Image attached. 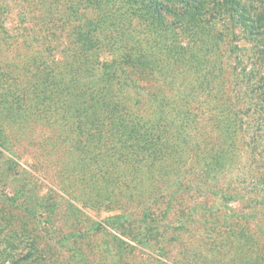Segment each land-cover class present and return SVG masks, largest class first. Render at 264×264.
I'll list each match as a JSON object with an SVG mask.
<instances>
[{"label":"trees","instance_id":"1","mask_svg":"<svg viewBox=\"0 0 264 264\" xmlns=\"http://www.w3.org/2000/svg\"><path fill=\"white\" fill-rule=\"evenodd\" d=\"M49 1L36 0L31 8H19L20 23L25 20L28 24L18 26L16 37L10 29L7 33L1 21L12 6L0 4L4 45L19 49L22 43L27 49L23 55L14 48L17 61L0 63V117L13 111L23 117L27 111L48 113L56 108L63 110L59 118H63L66 126L69 119L65 109L74 105L80 120L94 117V124L84 134L95 139L98 148L101 143L102 148L111 151L106 157L118 153L113 141L108 140L114 132H121L125 136L122 138L133 139L138 145L143 142L140 146L153 160H165L169 155L172 161L168 174L173 177L164 172L163 177L149 181L144 187L143 212L138 219L143 223V236L133 228V239L143 246L164 238L165 231L160 233L159 227L176 208V219L181 224L191 208L195 209V217L207 215L204 211L207 200L191 207L185 205L182 197L192 188L201 191L207 181L197 185L187 182L202 173L205 177L225 174L228 160L239 167L241 155L236 159L237 150L232 146L234 137L241 133L250 136L245 146L251 147V163L257 156L258 137L250 134L252 116L244 118L240 113L251 114L254 109L259 115L264 113V0H57L58 8ZM218 22L222 23L221 28ZM242 40H249L252 47L240 46L237 41ZM212 47H216L213 55L205 58L203 51L207 53ZM226 50L228 60L234 59L233 63L225 62L222 52ZM248 64L251 68H247ZM18 70H23L26 76L9 75ZM243 79L256 82L251 88L252 97L241 98L245 110L236 108L240 89L232 87L234 81ZM44 94L50 96L46 101ZM30 99L34 105L29 104ZM207 123L211 126L206 128ZM82 141L78 143L76 163L86 168L83 159L91 156L86 155L88 147ZM0 146L3 154L7 146L1 143ZM101 151L97 152L99 157ZM187 158L191 160L188 164ZM262 160L264 165V157ZM99 165L104 170V180L110 182L105 175V163ZM149 169L148 173L152 170ZM16 174L9 177L13 193L5 195L13 210L0 215V264H94L93 258L98 257L91 259L88 254L96 251L94 246L87 252L80 245L89 237V232L79 230L76 217L81 212L69 211L73 230H61L58 243L45 242L52 235L49 231L52 221L39 211L47 210L50 214L55 210L51 207L53 203L61 206L57 204V194L50 193L45 199L44 194L37 196L33 191L30 196L26 192L32 190V174ZM260 176L254 179L249 196L243 188L227 186L223 197L227 202L234 199L249 202L248 206L254 209L264 206V173ZM95 185L99 192L96 199L89 196V204L112 207V198L102 197L103 188ZM207 189L214 194L218 191L208 185ZM259 193L263 194L261 198ZM24 196L37 199L38 208L20 203L18 200ZM130 197L134 198L132 192ZM67 203L74 208L71 202ZM130 212L120 210L96 224L100 230L106 225L132 226L135 221ZM253 214H235V223L226 230L241 236L245 232L242 224H247ZM161 227L165 230L167 225ZM182 229L188 228L184 225ZM100 230L97 227L94 233ZM70 238L75 244L69 248L65 243ZM244 240L250 242L253 237L245 233ZM239 246L243 248L241 243ZM63 248L65 252L72 250V254L64 258ZM243 249L247 251L240 255V264H264V244Z\"/></svg>","mask_w":264,"mask_h":264},{"label":"rangeland","instance_id":"2","mask_svg":"<svg viewBox=\"0 0 264 264\" xmlns=\"http://www.w3.org/2000/svg\"><path fill=\"white\" fill-rule=\"evenodd\" d=\"M35 1L0 0V4H3V6H12L11 12L7 14V17L1 19L6 26L8 34V29H10L12 31L11 35L15 36V32L20 30L19 25L28 24L25 20L21 21L22 24L20 23L18 14L21 11L19 8L23 6L31 8L36 4ZM50 1L54 3L52 5L58 8L57 0ZM168 5L171 7V3H168ZM30 18L31 15L28 16V19ZM59 20L61 19L58 17L57 21L59 22ZM217 26L221 28L222 23L218 22ZM2 34L3 31L0 27V50L3 51L0 55V63L4 65L3 63L6 60L17 61L15 51H19L24 55L27 49L21 43L19 49L15 45L11 47L7 45L8 49L4 52V49L7 47L4 45ZM8 40L12 39L8 38ZM248 41L242 40L237 42L242 47L250 48L252 45ZM10 44L13 45V41ZM215 48L212 47L207 53V50H204L203 52L206 54H203L204 57L208 58L210 55H213ZM222 53L225 56V62H234V59L228 60L230 56H228L227 50L225 53ZM248 54L251 56L252 51L248 52ZM249 64L247 68H251ZM15 74H19L20 77L26 76L23 70L9 72V75L13 76ZM255 83H249L246 79L239 80V82L234 81L232 87L237 86L240 89L237 95L238 101L235 102L236 108L240 109L242 107V110H245V105L242 103L241 98L252 97L251 88L255 86ZM24 85L25 82L23 83ZM235 89H231L230 96L235 92ZM43 98L46 101L50 96L44 94ZM10 100L12 101L13 99ZM33 103L34 100L30 99L29 104L32 105ZM193 103L196 105V102ZM78 106L83 105L78 104ZM72 107L69 110L65 109L67 111V118L69 119V123L66 126L64 125L63 118H59L60 114H63V110L56 108H52L48 113L34 110L33 112L27 111L23 117H18V112L13 111L12 113H8V115L5 113V115L0 117V125L3 128L2 131L0 130V143L1 145H6L8 148V150L6 148L3 151V154L0 153V215H3V212L13 210V206H10L9 202L5 201V195L13 193V185H10L11 181L9 177L17 175V172L25 174L29 172L32 174L30 177L32 190L26 193L30 195L34 191L37 196L41 193L44 194L45 199L50 193H55L57 194V204H61V206H55L52 202L51 207L55 210L50 214L46 213L47 210L39 211L44 213V217H49L53 223L50 224L52 230L49 229L52 235H49L45 239V242L56 244L60 240L59 235H61V230L67 232L73 230L71 227L72 219L69 218L68 213L69 211H73L71 209L79 211L81 213L76 217L80 224L79 230L81 232H89V237H85L80 245L86 251L94 246L93 248L96 251L92 250L90 253L87 251L91 259L96 256L98 257L96 260L93 258L94 262L92 263L94 264H240L241 262L239 261L242 258L240 255L247 251L243 248L251 247L252 249L258 247L259 244H264V206L262 205L254 209L248 206L249 202H241L235 199L227 202L223 197V191H225L227 186L243 188L248 194L247 196H249V192L253 188V181L257 179L256 176L262 175L260 178L263 177L264 128L262 127H264V113L259 115L258 110L255 111V109L251 114L248 111L240 113L241 115H245L242 116L244 118H247L246 115L252 116L250 134L257 135L258 137L255 162L251 163L253 156V153L249 154L251 147L245 146L250 136L247 137L241 133V136L234 137L235 143L232 146L237 150L235 153L236 159L237 155H241L239 167L228 160L230 166H227L228 169H226L225 174L205 177L204 173H202L203 175H199L196 180L187 182L191 185H197V183L207 181L201 186V191L192 188L182 196L187 206H197V203L200 201L207 200L205 202L206 209L204 210L208 212L207 215L195 217V209L191 208L186 212V216L183 217L185 222L181 224L176 219L178 215L176 208L165 220L166 223H162L163 225H167L166 229L164 230L161 227L162 224L159 227L160 233L165 231L164 238L155 242L151 241L150 244L143 246V243L139 244L138 240L133 239V228L135 231L141 232L139 234L143 236V223L141 224L138 219L141 216V212H143V197L146 193L144 187L148 186L149 181L152 182L163 177L164 172L169 177H173L168 174V172L171 174V171H169L171 169V157L168 155L165 160H153L150 155L145 154V151L140 146L143 142L138 145L133 139L122 138L125 136L121 132L109 134L108 140L113 141L114 149L118 153L111 157H106L111 151L109 152L108 148H102L103 144L101 143L98 148L97 141L84 134L94 124V117L80 120L78 112L74 110V105ZM207 124L205 125L206 128L211 126V123ZM81 140L88 147L86 155L92 158L96 157L95 160L91 159V157L83 159L86 168H81L76 163V156L79 153L78 143ZM116 141H118V144ZM0 148L2 147L0 146ZM101 149L102 156L99 157L97 152ZM96 161L98 162L96 163ZM190 161V158H187L185 163L188 164ZM102 163H105L104 169H107L105 175L106 178L110 179V182L104 180L102 172L104 170L99 165ZM149 167L152 169L150 173H148ZM95 183L98 184L95 185ZM261 183L263 184V181ZM94 185L99 189L103 188L100 190L102 197H106L107 200L112 198V207L107 206V204H103L102 206H98L97 203L95 204L96 206L89 204V196L91 195L92 199H96V195L99 192V190L94 189ZM207 185L210 188L213 187V189L218 190L217 193H211L212 189H207ZM114 191L115 194L113 195ZM229 191H231L230 188ZM131 192L134 194V198L132 199L130 197ZM257 195L261 198L263 194L259 193ZM18 201L20 203L26 202L34 208H38V200L35 198L24 196V198ZM67 201L71 202L74 208L70 207ZM124 201H127L125 206L122 205ZM92 203H94V200H92ZM209 206L212 207L209 208ZM120 207L123 208L121 209ZM41 209L47 208L43 207ZM120 210L122 212L123 210L131 211L129 214H132V218L135 221L134 224L132 226L128 224L125 228L106 225L100 230L96 222L103 221ZM242 212H253L254 217H251L247 224H242L245 232L241 236L239 234H230L231 232L226 229L229 228L231 223H235L236 218L234 215ZM184 225L188 228L187 231H183ZM94 226L95 229L98 227L100 230L97 234L94 233ZM245 233L247 236L253 237V240L246 242L244 240ZM240 243L243 245V248H240ZM243 243H247V246ZM73 244H75L73 238H70L65 243L69 248ZM81 246L79 247L81 248ZM64 250V248L61 250L64 258L68 257L66 255L72 254V250H68V248L66 250L69 252H65ZM54 256L56 257L57 255Z\"/></svg>","mask_w":264,"mask_h":264}]
</instances>
